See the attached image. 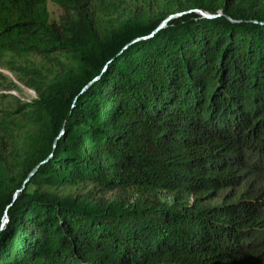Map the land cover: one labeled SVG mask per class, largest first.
I'll use <instances>...</instances> for the list:
<instances>
[{
	"label": "trees",
	"instance_id": "16d2710c",
	"mask_svg": "<svg viewBox=\"0 0 264 264\" xmlns=\"http://www.w3.org/2000/svg\"><path fill=\"white\" fill-rule=\"evenodd\" d=\"M192 8L222 15L123 49ZM263 22L264 0L124 20L90 0H0V61L49 63L11 67L38 97L0 121V264H264Z\"/></svg>",
	"mask_w": 264,
	"mask_h": 264
},
{
	"label": "rangeland",
	"instance_id": "374dc122",
	"mask_svg": "<svg viewBox=\"0 0 264 264\" xmlns=\"http://www.w3.org/2000/svg\"><path fill=\"white\" fill-rule=\"evenodd\" d=\"M99 18L116 17L123 20L133 15L134 12H143V14L160 10L165 3L172 0H90ZM46 8L50 21L58 22L63 15V10L57 4L47 1ZM48 61L38 55H27L24 57H9L0 61V121L5 119L6 112H15V108L20 103L37 100V93L25 85L21 80L23 73L13 69L20 67L24 73L30 74V71L38 70L46 72ZM13 67V68H11ZM33 75V74H32ZM16 115V113H14ZM90 185H84L80 190L81 194L88 192ZM70 191L66 189L64 192ZM73 192V190L71 191ZM98 195L105 200L129 201L135 196L132 193H121L118 191L108 192L99 191Z\"/></svg>",
	"mask_w": 264,
	"mask_h": 264
},
{
	"label": "water",
	"instance_id": "95a60500",
	"mask_svg": "<svg viewBox=\"0 0 264 264\" xmlns=\"http://www.w3.org/2000/svg\"><path fill=\"white\" fill-rule=\"evenodd\" d=\"M189 13H196L198 15H200L202 18H216V17H220L222 15V11H218L216 13H210L208 11H205L203 9L200 8H192V9H187L185 11H176V12H172L167 14L166 16H164L163 18H161L159 20V22L145 35L142 36H137L135 38H133L130 42H128L123 49H125L126 47H128L129 45L138 42L140 40H146L148 38L153 37L155 34H157L159 31L165 29L168 26V23L175 19L178 18L184 14H189ZM230 19V18H228ZM233 21V20H231ZM234 22V21H233ZM264 24V22H263ZM6 218L2 221V225H4L6 223Z\"/></svg>",
	"mask_w": 264,
	"mask_h": 264
}]
</instances>
